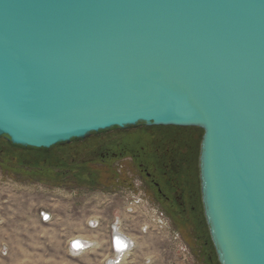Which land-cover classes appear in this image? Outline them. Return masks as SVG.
I'll use <instances>...</instances> for the list:
<instances>
[{"label": "water", "instance_id": "obj_1", "mask_svg": "<svg viewBox=\"0 0 264 264\" xmlns=\"http://www.w3.org/2000/svg\"><path fill=\"white\" fill-rule=\"evenodd\" d=\"M201 128L220 264H264V0H0V137Z\"/></svg>", "mask_w": 264, "mask_h": 264}, {"label": "rangeland", "instance_id": "obj_2", "mask_svg": "<svg viewBox=\"0 0 264 264\" xmlns=\"http://www.w3.org/2000/svg\"><path fill=\"white\" fill-rule=\"evenodd\" d=\"M136 132H109L92 145ZM186 133L200 143L201 128L187 129ZM86 141L72 145L83 148ZM3 145L6 141L0 139V147ZM68 148L56 149L54 154ZM79 163L81 158L76 161ZM73 173L46 181L0 167V264H107L113 256L110 237L115 225V230H122L129 238L131 249L118 264H206L192 229L182 231L174 214L149 208L139 192L129 188L104 186L102 182L75 183ZM42 210L53 213L51 222H41ZM92 220L98 225L91 227ZM77 236L92 242L79 255L69 250V241Z\"/></svg>", "mask_w": 264, "mask_h": 264}, {"label": "trees", "instance_id": "obj_3", "mask_svg": "<svg viewBox=\"0 0 264 264\" xmlns=\"http://www.w3.org/2000/svg\"><path fill=\"white\" fill-rule=\"evenodd\" d=\"M195 128L196 127H180L172 125L151 127L145 126L142 131L153 133L152 136L148 135L151 138H163L164 140H168V143L171 144V147H173L171 150H169L168 156H166L164 153V149H160L157 154H164L165 162H170L172 160L171 169L173 171H184L183 175L174 173L173 177H177L181 180L184 178L186 180L190 195L194 196L193 201L195 203V208L189 209L186 212L180 210H169V212L175 215V219H177L176 221L178 224L184 225L186 229L187 227L192 229V234H195V238L201 247L200 256L204 257L205 263L220 264L210 238L200 197L198 156L200 152L201 140L200 143H198L193 135L186 133L187 129ZM107 133L109 132L102 131L99 133H93L84 140L74 139L71 143L58 144L51 147L50 149L16 146L10 141L8 142L3 138H0L6 141V146L3 145L0 147L3 149L2 157L4 159V164L2 167L11 172H20L25 176L37 175L46 181H54L59 176H63L65 173L70 174V172H74L78 179L84 180L86 182H90L91 180L100 181V178L105 172L114 171V169L111 167L112 161L102 162L101 158H97L96 160H99L103 163L101 166H93L89 163L96 161L93 157L104 153L105 147H116L118 140L117 138H110V140H104L97 143L98 145H92V142H94L95 139L101 138ZM145 135L146 134H138L137 138H143ZM128 137L125 134L122 138L127 140ZM83 141H86V143L84 142L82 145L83 148H75L72 145L74 143L77 144L78 142ZM101 143H103L105 146L100 145ZM96 145L98 147H96ZM66 146H69L66 152L54 154L56 149H66ZM80 158L82 163L76 164L77 159ZM150 159L154 158H149V160Z\"/></svg>", "mask_w": 264, "mask_h": 264}, {"label": "flooded vegetation", "instance_id": "obj_4", "mask_svg": "<svg viewBox=\"0 0 264 264\" xmlns=\"http://www.w3.org/2000/svg\"><path fill=\"white\" fill-rule=\"evenodd\" d=\"M145 126L147 125L141 124L125 129L109 130L108 132L135 129L137 132L126 134L127 137L129 136L127 140L122 138L123 135L120 138L116 137L118 140L116 147H105L104 153L93 157L95 160L101 158L102 162L112 161L111 167L114 171L105 172L100 181L91 180L85 185L102 182L104 186L129 188L139 192L144 203L153 209L180 210L183 212L194 209V196L190 195L186 180L173 177L174 173L183 175L184 171H173L171 169L172 160L165 162L164 154H157L160 149H164V153L168 156L169 150L173 147L168 143V140L149 137L148 135L152 136L153 133L142 131ZM138 134H146V137L137 138ZM0 138L9 142L6 137ZM2 153L3 149L0 148V167L4 164ZM149 158L154 159L149 160ZM102 164L100 163V166ZM72 178L75 183L85 182L78 179L74 173ZM178 225L182 231L186 230L184 225Z\"/></svg>", "mask_w": 264, "mask_h": 264}, {"label": "bare ground", "instance_id": "obj_5", "mask_svg": "<svg viewBox=\"0 0 264 264\" xmlns=\"http://www.w3.org/2000/svg\"><path fill=\"white\" fill-rule=\"evenodd\" d=\"M117 228H118V226L115 225V229H117ZM115 229L113 231L111 241L114 240V246L113 247L117 252L120 249L118 254L116 253L114 256L115 257L114 261H115V263L118 264V263H121L125 259V256L128 254V250H131V249H129L130 248L129 238L125 235V233L122 230H120V229L115 230ZM76 239H77V244H76L77 250L80 251V249L86 245V241L82 240L81 238H76ZM88 243H89V241H88ZM132 246H133V244H132ZM80 252H78V253H80Z\"/></svg>", "mask_w": 264, "mask_h": 264}, {"label": "built area", "instance_id": "obj_6", "mask_svg": "<svg viewBox=\"0 0 264 264\" xmlns=\"http://www.w3.org/2000/svg\"><path fill=\"white\" fill-rule=\"evenodd\" d=\"M52 219H53V213H51L50 211H47V210H42L41 212H40V220H41V222H43V223H49V222H51L52 221ZM89 225L91 226V227H94V226H97L98 225V223L96 222V221H90L89 222ZM112 234H113V232H112ZM111 234V235H112ZM76 238H82V237H74V238H72L70 241H69V250H70V252L72 253V254H75V255H79V254H81V253H83L84 251H86L91 245H92V242H90L89 240H87V239H85V238H82L83 240H85L86 241V245L85 246H83V248H81L80 249V251L79 250H77V239ZM111 237H110V246H111V248H112V252H113V256L112 257H109L108 259H107V264H117V263H115V254L117 253L118 254V252L120 251V249L118 250V252L114 249V240L113 241H111ZM88 241H89V243H88ZM6 252V250H4V252L3 253H5ZM78 252H80V253H78Z\"/></svg>", "mask_w": 264, "mask_h": 264}]
</instances>
